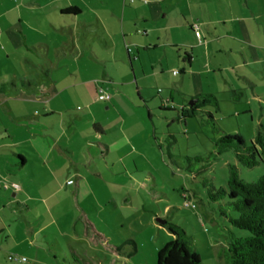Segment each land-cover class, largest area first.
Segmentation results:
<instances>
[{
  "label": "crops",
  "instance_id": "0c3cea01",
  "mask_svg": "<svg viewBox=\"0 0 264 264\" xmlns=\"http://www.w3.org/2000/svg\"><path fill=\"white\" fill-rule=\"evenodd\" d=\"M203 4L204 0H0L3 56L21 67L24 79L19 85L11 82L0 96V235L13 231L19 246L28 238L37 242L46 230L37 229L42 225L38 214L51 216L59 229L61 206L68 201L72 206L68 211L80 213L87 221L81 204L86 205L88 197L91 200L92 177L83 175L80 168H91L96 160L107 168H123L115 177H127L133 188L145 185L148 189L137 170L140 159L150 162V154L157 153L158 133L154 125H148V120L153 121L148 105L157 100V107L174 108L177 116V110L186 106L188 98L179 85L183 87L186 75L198 64L201 49L208 48L197 39H201L196 25L201 13L196 10ZM74 9L79 13H64ZM169 68L175 69L174 77L181 75V81L170 86L167 96L151 99L138 92L151 78L161 80ZM99 86L111 95L105 105L111 124L107 132L100 123L94 124L99 139L83 138L98 151L82 154L75 144V122L67 129L63 124L48 127V122L55 116L65 117L77 103L101 111ZM132 86L138 99L130 94ZM141 104L147 108L148 119ZM98 144L106 147V154ZM31 173L36 176L32 178ZM93 174L102 178L98 171ZM33 183L35 190L30 187ZM122 198V204L133 209L132 192L126 191ZM17 214L22 218L19 222L14 219ZM153 215L160 225V218Z\"/></svg>",
  "mask_w": 264,
  "mask_h": 264
},
{
  "label": "rangeland",
  "instance_id": "374dc122",
  "mask_svg": "<svg viewBox=\"0 0 264 264\" xmlns=\"http://www.w3.org/2000/svg\"><path fill=\"white\" fill-rule=\"evenodd\" d=\"M196 11L201 13L196 21L201 39H197L204 46L208 44V48L201 49L204 52L197 55L200 66L195 63L183 87L179 85V88L188 98L186 105L193 94L194 97L212 95L218 106L205 107L204 113L187 118L184 124L178 120L177 113L158 112L157 100L149 102L153 121L148 120V125L156 127L155 143L161 150L156 147L157 153L150 154V162L140 159L137 170L141 172L139 179L143 184L150 182L147 174L154 176L155 191L164 193L165 198L152 199L145 185L133 188L127 177H115L123 168H107L96 160L97 165L80 168L83 175L92 177V201L88 197L86 205L81 204L87 221L80 213L68 211L72 208L70 201L61 206L59 229L52 223L51 216L39 213L42 225L37 229L45 227L46 230L39 234L37 242L28 238L19 242L22 244L19 246L14 241L17 239L13 231L0 235V264H39L36 254L43 264H156L158 251L173 240V236L165 225L155 222L153 214L184 230L202 264H223L218 254L226 248L230 227L220 215L221 203L213 202L210 194L225 187L230 165L237 167L244 183L256 182L264 175V157L260 165L248 168L236 162L232 149L216 144L221 136L229 135L238 136L249 145L260 126L264 135V0H204ZM2 47L0 43V49ZM143 61L149 62L145 58ZM146 67L149 73V66ZM21 70L13 60L8 63L1 49L0 96L10 88L11 82L19 85L24 80ZM173 70L165 69L161 80L151 78L138 92L151 99L167 96L170 86L181 81V75H172ZM129 91L135 99L139 98L137 88L132 86ZM178 95L177 100L181 98ZM106 103L109 101L99 104L101 111L84 108L81 103L75 104L77 107L72 105L65 117H53L48 127L63 124L67 129L75 122L76 134L72 133L79 153L95 154L97 148L87 146L83 137L99 139L92 129L96 122L105 132L109 130ZM141 112L148 119L143 105ZM15 160L12 157V161ZM128 170L137 171L134 167ZM96 171L102 178L96 179L93 174ZM35 186L33 183L30 187L35 190ZM126 191L132 192L133 209L121 202ZM83 192L89 190L83 189ZM93 194H97V199ZM33 217L29 215L28 220L34 222ZM14 219L19 222L22 218L17 214ZM63 228L65 233L61 232ZM231 231L237 237L248 235L235 229ZM9 257H25L27 261Z\"/></svg>",
  "mask_w": 264,
  "mask_h": 264
},
{
  "label": "trees",
  "instance_id": "16d2710c",
  "mask_svg": "<svg viewBox=\"0 0 264 264\" xmlns=\"http://www.w3.org/2000/svg\"><path fill=\"white\" fill-rule=\"evenodd\" d=\"M64 13L78 14L79 12L74 9L72 12L65 11ZM190 100L192 105L189 103L181 110H177L178 120L184 124L187 118L194 117L197 113H204L205 107L218 106L212 95L191 97ZM163 111L174 112L176 110L167 106L158 108V112ZM208 116L214 125L213 117L210 113ZM262 128V126L259 127L249 145L242 138L229 135L221 136L216 144L226 150L232 149L239 165L248 168L256 167L263 162L262 157H264ZM97 146L102 154H106L107 150L104 145L98 144ZM17 158L20 160V157ZM147 178L150 179L148 192L152 199L164 198V193L155 191L157 187L153 177L147 174ZM210 199L221 203L220 215L227 220L230 227L227 230L226 248L218 254L223 264H264V175L256 182L244 183L239 177L237 167L230 165L225 187L210 194ZM165 227L172 234L173 240L158 251L156 264H202L184 230L167 223ZM231 229L246 232L248 235L237 237Z\"/></svg>",
  "mask_w": 264,
  "mask_h": 264
},
{
  "label": "built area",
  "instance_id": "2783aa9c",
  "mask_svg": "<svg viewBox=\"0 0 264 264\" xmlns=\"http://www.w3.org/2000/svg\"><path fill=\"white\" fill-rule=\"evenodd\" d=\"M131 2L133 1V0H130ZM178 72L177 71H175L174 72V75H176ZM96 93H97V100L98 101H100V102H107V101H109L110 100V95H109V93L108 92H106V90L103 88V87H101V86H99L98 88H97V91H96ZM12 187L15 189V190H19L20 189V186L19 185H17V184H12ZM11 259H14L15 261H19V262H26L27 260H26V258H24V257H22V258H16V257H10Z\"/></svg>",
  "mask_w": 264,
  "mask_h": 264
},
{
  "label": "water",
  "instance_id": "95a60500",
  "mask_svg": "<svg viewBox=\"0 0 264 264\" xmlns=\"http://www.w3.org/2000/svg\"><path fill=\"white\" fill-rule=\"evenodd\" d=\"M190 105H192V103H190ZM157 221H158V223L160 225H165L166 224V222L164 220L158 219Z\"/></svg>",
  "mask_w": 264,
  "mask_h": 264
}]
</instances>
